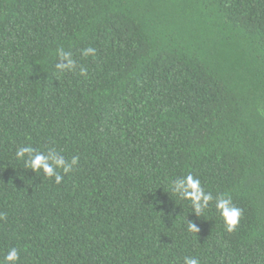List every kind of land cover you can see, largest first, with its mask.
Wrapping results in <instances>:
<instances>
[{
	"label": "trees",
	"instance_id": "16d2710c",
	"mask_svg": "<svg viewBox=\"0 0 264 264\" xmlns=\"http://www.w3.org/2000/svg\"><path fill=\"white\" fill-rule=\"evenodd\" d=\"M28 144L79 163L56 184ZM0 212L19 264H264V0H0Z\"/></svg>",
	"mask_w": 264,
	"mask_h": 264
},
{
	"label": "clouds",
	"instance_id": "9594fccd",
	"mask_svg": "<svg viewBox=\"0 0 264 264\" xmlns=\"http://www.w3.org/2000/svg\"><path fill=\"white\" fill-rule=\"evenodd\" d=\"M55 55L59 57L60 61L56 65L59 72L75 71L77 69V62L72 58L70 51L64 50L63 47H58L55 49ZM82 55L84 57H95L97 55V49L91 46L86 47L82 49ZM86 72L87 69L80 68L81 75H85ZM16 158L24 161L26 167L35 172L38 173L42 170L47 177H54L56 184L62 183L64 181L63 174L71 173L79 163L78 156H72L69 160L54 147L46 151H40L31 144L20 146L16 151ZM60 170H62L63 174H61ZM169 192L171 195L175 194L182 199L189 200L191 206L198 213L206 209L209 203L215 199V207L223 218L227 231H233L235 229L242 215V209L233 204L232 197L228 193H219L214 197L211 192L204 190L200 178L192 174L172 179L169 184ZM6 215V213L0 212V220L6 219ZM188 231L198 233L199 229L193 222L189 221ZM19 260V249L12 247L7 251L3 259L0 260V264H19ZM184 264H199V259L186 256L184 258Z\"/></svg>",
	"mask_w": 264,
	"mask_h": 264
}]
</instances>
